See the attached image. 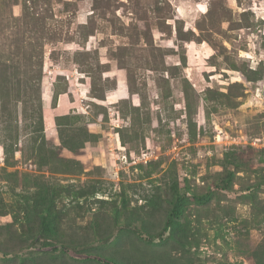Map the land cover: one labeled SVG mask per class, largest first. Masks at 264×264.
I'll return each mask as SVG.
<instances>
[{
	"label": "rangeland",
	"instance_id": "obj_1",
	"mask_svg": "<svg viewBox=\"0 0 264 264\" xmlns=\"http://www.w3.org/2000/svg\"><path fill=\"white\" fill-rule=\"evenodd\" d=\"M262 136L264 0H0V264H264Z\"/></svg>",
	"mask_w": 264,
	"mask_h": 264
},
{
	"label": "trees",
	"instance_id": "obj_2",
	"mask_svg": "<svg viewBox=\"0 0 264 264\" xmlns=\"http://www.w3.org/2000/svg\"><path fill=\"white\" fill-rule=\"evenodd\" d=\"M255 186H256L257 188L263 187L261 184H256ZM222 187H223L224 189L229 188V183L226 182L225 185H223ZM249 187H251V186H249ZM247 189H249V188H247ZM181 203H182V197H181V196H178V197L176 198L175 205H174V208H173V210H172V213H171V215H170V217H169V222H172V218H173L174 215H177V216L180 215V213H181ZM44 224H45V222H44ZM167 228H168V226H167ZM52 247H54V248H56V249L58 248V246H56V245H54V246H52ZM42 248H46V246H44V247H42ZM61 248H62V249H65V250L68 249L66 246H63V247H61ZM6 254H7V253H5L4 255H6ZM90 256H91V255H90ZM95 258H99V257L95 256Z\"/></svg>",
	"mask_w": 264,
	"mask_h": 264
},
{
	"label": "built area",
	"instance_id": "obj_3",
	"mask_svg": "<svg viewBox=\"0 0 264 264\" xmlns=\"http://www.w3.org/2000/svg\"><path fill=\"white\" fill-rule=\"evenodd\" d=\"M252 144L258 148L264 149V136L256 138Z\"/></svg>",
	"mask_w": 264,
	"mask_h": 264
}]
</instances>
